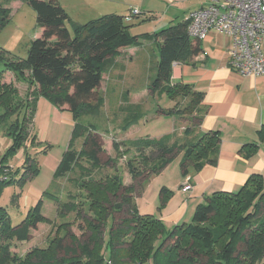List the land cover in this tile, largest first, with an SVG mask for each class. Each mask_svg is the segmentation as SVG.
Returning a JSON list of instances; mask_svg holds the SVG:
<instances>
[{
    "label": "trees",
    "instance_id": "1",
    "mask_svg": "<svg viewBox=\"0 0 264 264\" xmlns=\"http://www.w3.org/2000/svg\"><path fill=\"white\" fill-rule=\"evenodd\" d=\"M11 1L0 2V28L9 22L4 6ZM27 3L35 11L37 24L43 32L40 38L31 42L26 58L0 50V129L3 128L12 139L11 147L0 159V166L2 169L20 149L27 146L35 149L41 143L32 129L39 98L57 108H67L73 114L74 128L68 150L54 176L65 177L82 159L89 162V180L80 187L87 192L93 216L85 219L89 232L87 240L81 241L66 232L65 236L54 238L47 249H34L24 258H18L10 251L12 241H29L32 231L48 221L43 215L44 202L39 200L18 225L12 224L7 210L0 206V264H104L105 255L109 256L106 264H264L262 175H251L237 192L219 191L206 196L195 208L191 223H181L170 230L160 218L138 210L133 203L134 184L125 186L120 176L92 177L90 171L96 172L102 166L100 154L103 148L96 125L81 123V116L102 102L97 90L103 77L122 50L136 46L140 37L131 33L132 25L126 23V17L117 14L104 15L85 24L72 23L74 36H71L65 26L70 18L58 0H27ZM141 15L133 16L143 22L150 20L146 14ZM188 26V19L181 20L151 36L146 34L158 43L159 49L157 74L149 91L157 94L165 90L168 97L173 98L190 90L194 99L202 103L203 94L194 91L189 84H171L173 63H190L203 52L201 41L189 36ZM6 72L28 85L25 96H20L12 83L4 82ZM122 100L120 109L128 117L123 130L127 132L140 119L142 106L131 104L126 92ZM188 110L194 111L192 101L176 114ZM206 110L203 108L196 126L201 123ZM259 135L264 137V126ZM183 136L177 138L173 133L159 139L125 142L124 145L129 147L127 150L135 154L127 161L132 180L148 179L161 173L179 154H183L180 168L184 178L190 169L198 173L206 165L217 164L221 144L219 132L207 131L190 137L191 129L187 128ZM79 137L84 139L83 145L76 151L72 143ZM48 148L50 146L43 151ZM247 148L246 156L250 157L255 154L257 145H247L240 152ZM110 162L116 161L110 160L107 165ZM38 174L37 160L27 150L17 184L22 186ZM2 181L0 196L4 187L15 182L13 174ZM172 195L166 187L161 188V207ZM112 198H118V202H113ZM124 207L127 217L116 223L114 214Z\"/></svg>",
    "mask_w": 264,
    "mask_h": 264
},
{
    "label": "rangeland",
    "instance_id": "2",
    "mask_svg": "<svg viewBox=\"0 0 264 264\" xmlns=\"http://www.w3.org/2000/svg\"><path fill=\"white\" fill-rule=\"evenodd\" d=\"M58 2L70 18L65 26L71 36H74L72 23L85 24L104 15L117 14L126 17V23L132 25L131 33L138 35L139 40H142L139 52L132 61L127 51L123 59H119L118 63L108 70L97 90L98 95L103 99L102 102L99 105L92 102L98 107L82 115L81 123L96 125L103 148L100 154L102 166L96 172L90 171L92 177L120 176L125 186L134 184L136 193L133 203L137 205L138 210L143 214L160 218L176 200L173 194L166 205L161 207V188L166 187L173 193L183 188L181 182L184 177L180 168L183 154L177 155L161 173L148 179L133 181L127 168V161L135 154L133 151L129 152L127 150L129 147L124 144L139 139H159L170 136L175 124L184 127L179 134L183 135L185 129L190 128V137L194 136L197 118L202 114L204 106L194 99L192 92L186 90L170 98L165 90L157 94H151L149 91V86L157 74L159 52L157 45L145 40L146 34L151 36L181 21L182 18L172 20L161 17V13L157 12L155 13L157 18L143 22L132 15L134 10L140 11L139 9L144 6L143 0H58ZM4 7L8 11L9 22L0 28V50L4 49L14 56L26 58L31 42L40 38L43 32L37 24L36 13L28 5L27 0H12ZM144 14L143 12L141 16ZM120 65L125 69L121 70ZM15 81L14 83L10 72L5 73L4 82L12 83L18 89L20 96H25L28 92L25 86L28 85H20L17 79ZM125 92L128 93L129 102L142 106L140 119L132 124L127 132L123 130V124L128 117L120 109L123 106L122 94ZM191 101L194 111L188 110L184 114H176L178 110L187 108ZM160 109L164 112L163 114ZM167 112L171 114L167 115ZM51 122L50 130L40 131L35 128L34 133L41 142L38 147L35 149L26 147L38 163L39 174L34 179L26 181L22 186L17 184L25 162L27 150L24 148L9 158L0 169V181H6L11 174L15 180L14 183L2 189L0 196V206L7 210L12 224L21 223L29 210L41 199L44 202L43 215L48 220L32 231L29 241L21 242L15 239L12 241L10 251L18 258H24L34 249H47L54 238L65 236L66 232H71L81 241L87 240L89 236L85 219L91 218L93 212L89 208L90 200L87 198V192L80 185L89 180L87 172L90 164L82 159L74 171L65 177L54 176L64 153L68 150L74 126L63 119V115H58L56 121L53 119ZM11 145V137L7 136L1 128L0 159L5 156ZM82 145V138H75L72 148L80 151ZM47 146L50 148L44 152ZM110 160L116 162H110L107 165ZM51 195L55 198L50 197ZM112 201L118 202V198H112ZM126 212L127 209L124 207L119 213H115V222L127 217ZM80 214L82 217H79ZM193 215L194 212L189 213L187 223L192 222ZM109 220L111 222V219Z\"/></svg>",
    "mask_w": 264,
    "mask_h": 264
},
{
    "label": "crops",
    "instance_id": "3",
    "mask_svg": "<svg viewBox=\"0 0 264 264\" xmlns=\"http://www.w3.org/2000/svg\"><path fill=\"white\" fill-rule=\"evenodd\" d=\"M210 1L143 0L144 6L139 12H144L150 19L157 18L155 13L160 12L161 17L187 20L191 11L207 6ZM145 38L158 47L154 40ZM141 42L142 40L138 39L137 46L123 49L115 63L123 59L127 51L132 61L139 52ZM201 47L203 52L192 62L173 66L171 84H189L194 91L203 94L202 105L207 110L201 123L195 126L193 135H201L207 131L219 132L220 151L216 165H206L198 173L190 169L189 175L182 179L181 183L187 179L193 187L191 190L179 188L173 193L176 200L171 208H167L160 216L168 230L175 225L187 223L189 213L194 212L206 196L219 191L237 192L253 174L262 175L264 180V137L259 135L264 126V76L243 77L231 70L229 51L232 40L228 36L211 32L201 41ZM262 49L264 53V39ZM120 69L124 70L125 67L120 65ZM10 74L15 83L14 75L11 72ZM19 84L25 86L24 82ZM26 87L28 89V86ZM58 115H63V119L74 126L73 114L67 108H57L48 100L39 98L32 129L50 130L51 120L56 121ZM182 130L184 127L175 124L171 134H178L177 137L182 138L184 136L179 134ZM247 145H257L255 154L250 157L246 156L248 148L240 152ZM109 223L108 229L110 220ZM108 257L105 255L106 262Z\"/></svg>",
    "mask_w": 264,
    "mask_h": 264
},
{
    "label": "built area",
    "instance_id": "4",
    "mask_svg": "<svg viewBox=\"0 0 264 264\" xmlns=\"http://www.w3.org/2000/svg\"><path fill=\"white\" fill-rule=\"evenodd\" d=\"M188 20V34L194 40L202 41L211 32L231 38L229 66L236 74L264 76V0H211L191 11ZM183 189H192L189 180L184 181Z\"/></svg>",
    "mask_w": 264,
    "mask_h": 264
}]
</instances>
